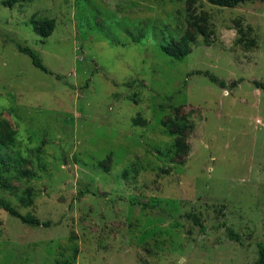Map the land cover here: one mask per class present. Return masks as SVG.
<instances>
[{
	"label": "rangeland",
	"instance_id": "obj_1",
	"mask_svg": "<svg viewBox=\"0 0 264 264\" xmlns=\"http://www.w3.org/2000/svg\"><path fill=\"white\" fill-rule=\"evenodd\" d=\"M189 1L0 0V129L15 132L0 149L14 164L0 197L50 222L0 208V264H255L264 242V87L254 84L264 81V1L196 0L214 34L177 59L160 44L187 27ZM44 17L55 19L48 36L30 22ZM236 19L253 27L257 48L234 44ZM173 107L192 125L179 157L162 123Z\"/></svg>",
	"mask_w": 264,
	"mask_h": 264
},
{
	"label": "trees",
	"instance_id": "obj_2",
	"mask_svg": "<svg viewBox=\"0 0 264 264\" xmlns=\"http://www.w3.org/2000/svg\"><path fill=\"white\" fill-rule=\"evenodd\" d=\"M19 1L26 0H1V3L5 6H13ZM212 5L220 7H234L245 1H255V0H205ZM264 1V0H260ZM201 13V14H200ZM186 23L187 27L180 33L178 38L172 39L170 41L160 44V48L166 54L174 58H182L191 51V47L197 42L199 37H202V40L206 43H210V39L214 34V28L210 22L211 16L205 11H198L196 5V0H190L188 10L186 13ZM35 29L40 32L43 36H48L54 29L55 19L54 18H31L30 21ZM237 36L234 39V44L244 50H253L258 47L257 39L253 34V27L250 24L246 26L241 25L239 19L235 20ZM139 39V38H138ZM140 41V39L138 40ZM18 49L21 52L27 54L33 65L36 67L48 71L47 67L43 64L40 56L36 51H34L29 46L18 45ZM196 72L204 73L208 75L210 80L218 83L220 86H225L226 82L222 79H219L214 74L208 71L196 70ZM133 81L127 82V85H131ZM256 86L264 87V81H255ZM137 93L132 94L129 97H132L136 101ZM140 120V117L137 118ZM162 123L168 128V131L174 135V156H182L187 152L188 145L186 141V135L188 131L192 129V125L186 114L180 112L178 107H173V114L167 119L162 120ZM15 139V132L13 130L0 129V149L9 148ZM16 162H22L25 160L22 156H17L14 158ZM13 159L10 156H0V184L3 187L8 186ZM19 174L29 175L28 170L19 171ZM127 175V171L124 170V176ZM80 193H84V190H81ZM0 208L4 209L8 213L12 214L15 217H18L22 222L32 224V225H49V221H43L37 218L32 214H23L20 213L13 205H11L6 199L0 197ZM187 217L191 218L195 224L200 225L198 216L195 213L187 212L185 214ZM222 226L225 227L226 235L229 239L239 241L240 235L235 232L232 228L227 227L223 222ZM257 252L258 256L255 261V264H264V242L257 243Z\"/></svg>",
	"mask_w": 264,
	"mask_h": 264
}]
</instances>
